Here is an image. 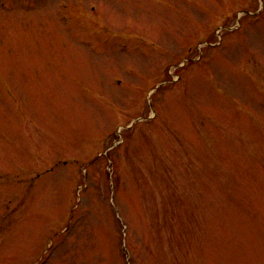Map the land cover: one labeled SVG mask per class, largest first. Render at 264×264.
Returning <instances> with one entry per match:
<instances>
[{
	"label": "rangeland",
	"instance_id": "1",
	"mask_svg": "<svg viewBox=\"0 0 264 264\" xmlns=\"http://www.w3.org/2000/svg\"><path fill=\"white\" fill-rule=\"evenodd\" d=\"M0 264H264V0H0Z\"/></svg>",
	"mask_w": 264,
	"mask_h": 264
}]
</instances>
